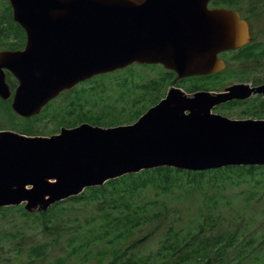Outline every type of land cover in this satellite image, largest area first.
Wrapping results in <instances>:
<instances>
[{
  "label": "water",
  "instance_id": "95a60500",
  "mask_svg": "<svg viewBox=\"0 0 264 264\" xmlns=\"http://www.w3.org/2000/svg\"><path fill=\"white\" fill-rule=\"evenodd\" d=\"M210 1L10 0L28 42L0 52V97L13 94L4 68L19 80L12 108L27 118L62 91L133 63L162 64L175 81L222 70L219 53L250 42V27L238 10ZM254 93L264 94V83L192 94L172 85L133 123L84 122L49 136L0 130V207L47 210L87 187L160 166L263 165L264 118L213 112Z\"/></svg>",
  "mask_w": 264,
  "mask_h": 264
},
{
  "label": "trees",
  "instance_id": "16d2710c",
  "mask_svg": "<svg viewBox=\"0 0 264 264\" xmlns=\"http://www.w3.org/2000/svg\"><path fill=\"white\" fill-rule=\"evenodd\" d=\"M238 2L213 0L214 5L228 7L239 6ZM9 8L11 10V6ZM0 25L2 28V23ZM147 70L155 75L145 80L143 75ZM115 74L121 76L113 78ZM225 76H208V83L213 82L208 87L218 88L219 85L214 83ZM173 78V71L148 64H134L98 75L82 83V89L76 87L66 91L61 99L54 100L60 106L56 108L57 120L68 127L82 122L107 127L133 122L165 95L166 84ZM89 82L91 89L84 88ZM109 82L120 96L109 110L91 111V114L81 111L79 95H102ZM117 111L115 115L104 116L106 112ZM254 113L264 115V103ZM228 172L234 173L238 179L227 180L230 178ZM260 175L264 176V165H231L208 170L161 166L129 173L101 186L88 187L81 194L59 201L46 211L29 212L22 205L2 207L0 211L5 214L21 210L17 212L25 219L21 220L24 224L15 226L14 231L10 229L1 235L0 264H91L93 257L99 258V264H245L248 258L254 262L252 264H264V245L259 248L261 257L253 248L257 236L249 230H242L244 218H224L221 211L223 194L218 189L225 185V180L261 187ZM178 190L181 194L177 198L182 194L199 196L190 228L179 216L180 212L171 210L172 202H168L169 194ZM250 194L253 196L254 192ZM66 204L92 205L95 214L77 218L74 209ZM31 220L38 223L36 227L42 238H35V232L25 228ZM148 224L154 227L143 233ZM157 233L162 235L155 258L140 257L135 250L130 251ZM249 234L254 239L247 238ZM261 236L264 237V233ZM127 241H131L130 246H125Z\"/></svg>",
  "mask_w": 264,
  "mask_h": 264
},
{
  "label": "rangeland",
  "instance_id": "374dc122",
  "mask_svg": "<svg viewBox=\"0 0 264 264\" xmlns=\"http://www.w3.org/2000/svg\"><path fill=\"white\" fill-rule=\"evenodd\" d=\"M237 1H239V6H237V8L239 10L241 9L243 15L251 21L253 27L255 28V40H253V43H255V45L261 44V48L264 49V0ZM9 6V0H0V23H2V28L0 25V50L19 43V30L14 20H11L10 18V16H12V12ZM10 40L12 42H10ZM235 57H237L235 58V61L232 60V64H230V70L232 73H234V75L230 76L229 73H225V79L219 80V84H215L219 85L220 89H224L226 86L234 83L250 82L254 79L259 80V78H264V52L262 57H259L258 59H253L252 56H246L245 52H240L238 55H235ZM154 75L155 74L153 72L147 70L143 77L145 80H147ZM114 76L115 77L113 78H117L121 75L118 76V74H115ZM171 82L166 84V92ZM207 84L208 83L206 81L205 85ZM82 85L83 84L78 85L77 88L80 89ZM91 86V82H89L87 86H84V88L91 89ZM107 86H109L107 91H105L102 95L97 94L95 96H91V94H80L79 96L81 99L78 102V107L80 110L86 111L89 114H91V111L101 112L105 108L109 110L111 104L115 103L116 99H118L120 96L118 94V90L114 91L115 88L111 87L112 83L109 82ZM62 97H64V95ZM62 97L59 96L60 99ZM60 99L57 102H59ZM260 104L261 103L255 100V98H250V100L246 103L236 101L225 103L220 107V110L214 109V111L225 114L231 118H264V115L261 116L254 113ZM56 106L57 104L54 100H52L44 107L43 111L38 116L34 118H24L14 112L11 107V99L5 101L0 98V129H13L33 135L44 136L58 133L62 123H59V120H57L59 113L56 108H60V106ZM118 112L119 111L106 112L107 114H104V116L107 117L110 114L115 115ZM126 123L128 122L122 124ZM228 173L230 178L227 180H230L231 178L238 179L234 173ZM259 177L261 180V187H257L256 185L250 186L247 184H238L225 180V185L220 186L218 189L223 194V198L221 199V211L224 213V218L227 220L230 217H235L239 220L244 218L242 230H249V233L257 236L256 246H253V248H255L262 257L259 248L264 245V237L261 236V234L264 233V176L260 175ZM250 192H254L253 196H255V199H252V201L251 198L253 196L250 194ZM180 194L181 190L169 194L170 197L168 198V202H172L171 210L175 213L180 212L179 216L184 218L183 222L190 228L192 226V214L197 212L198 209L199 196L182 194L180 198H177ZM66 206L74 209V216L77 218H83L95 214V208L92 205L84 206L66 204ZM22 207L24 206L22 205ZM17 211L21 210L17 209ZM17 211L6 212L7 214H5L3 211H0V237L10 229L14 231L15 226L24 224L21 220H24L25 218L22 217ZM36 226L38 227V223L32 222V220L25 224V228L28 229V231H31L32 233L35 232V238H40L42 234L37 230ZM153 227L154 225L148 224L145 227V231L143 233L149 232V230ZM253 232L256 234H253ZM161 235L162 233H157L155 237L150 238L147 242L142 243L137 248H131L130 251L135 250L138 253L137 255L140 257L155 258V256L158 254L157 250L160 244L159 237ZM252 235H247V238L251 239ZM151 236L152 235H150V237ZM47 239H49V236ZM130 245L131 241H127L125 246ZM56 248L57 250H61L60 246H56ZM251 248L252 245H250V249ZM98 262V257L91 258V264H99ZM248 263L252 264L254 262L252 260L250 261V258L245 259V264Z\"/></svg>",
  "mask_w": 264,
  "mask_h": 264
},
{
  "label": "flooded vegetation",
  "instance_id": "af4514ba",
  "mask_svg": "<svg viewBox=\"0 0 264 264\" xmlns=\"http://www.w3.org/2000/svg\"><path fill=\"white\" fill-rule=\"evenodd\" d=\"M241 11V10H240ZM241 16L243 18L244 15L241 11ZM12 16H13V13H12ZM245 19H248V18H245ZM14 20V19H13ZM249 20V19H248ZM15 22V21H14ZM15 24L17 25L18 27V30H19V33H18V41L19 43L18 44H13L12 46H8L6 48H3L1 51H4V50H8V51H17V50H23L25 47H26V44L28 42V35H27V32L26 30L17 22H15ZM249 24H250V31H251V36H252V40H255L254 38V33H255V28L253 27V24L251 23V21L249 20ZM5 26V25H4ZM10 42H12L10 40ZM260 42V41H259ZM251 45V46H250ZM249 49V50H248ZM240 52H245V55L246 56H252L253 59H258L259 57H262V54L264 52V49L261 48V45L257 44H247V45H243L242 47H238V48H235V49H231V50H227V51H223V52H220L219 55L221 57V59H223L225 61V63L227 64V67L226 69L228 68V66L230 64H232V60L235 61V55H238V53ZM5 69V72H6V79H7V82L9 83L10 85V89L11 91L14 93L19 82L15 76V74H13V72L11 70H9L8 68H4ZM226 69H223V70H220L218 72H215V73H211L212 75H193V76H186V77H183L181 79H179L176 84L178 86H183L184 88H186L188 91L190 92H193V91H196V90H200V89H207V90H216L215 87H211L213 89H208V83L207 85L206 84V81H207V77L208 76H218V77H224V73H229V75H234V73L231 72V70L227 71ZM172 71V70H170ZM175 72V71H174ZM177 76V73L175 72L174 73V78L175 79ZM188 83V84H186ZM251 84V86H257V85H260V84H263L264 83V78H259V80L257 79H254V80H251L250 82H248ZM215 84H219V81ZM219 90V89H217ZM250 98H255V100H257L259 103H264V94H261V93H255L253 94ZM250 98H247V99H233L229 102H243V103H246L250 100ZM11 99V103H12V97L10 98ZM8 99V100H10ZM226 103V102H225ZM225 103H221L219 105H217L215 108L217 110H220L221 106ZM228 103V102H227Z\"/></svg>",
  "mask_w": 264,
  "mask_h": 264
}]
</instances>
